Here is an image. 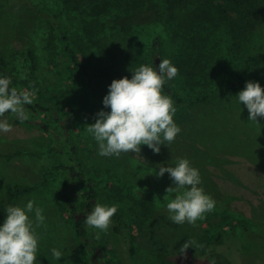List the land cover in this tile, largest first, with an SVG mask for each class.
<instances>
[{
  "label": "rangeland",
  "instance_id": "rangeland-1",
  "mask_svg": "<svg viewBox=\"0 0 264 264\" xmlns=\"http://www.w3.org/2000/svg\"><path fill=\"white\" fill-rule=\"evenodd\" d=\"M87 2L75 10L59 5L60 0H0V75L10 77L14 87L35 93L33 103L26 106L27 121L4 117L12 131L0 133V223L8 203L23 206L33 199L43 209L45 223L36 229L39 264H264V117H258L259 124L249 122L246 107L236 103L237 93H212L223 85L229 69L264 85V0L245 5L233 0ZM58 15L68 45L85 65L92 54L123 41L135 47L137 68L152 60L155 67L164 50L172 52V63L180 49L201 54L215 80L207 90L210 101L194 108L174 103V120L181 131L168 147L161 146L159 154L141 146L137 154L100 156L87 132L95 115L91 109L103 107L98 96L90 94L93 87L72 91L66 87L67 74L63 81L54 79L58 70L64 71ZM168 82L185 101L205 88L188 85L179 74ZM38 104L54 109L56 117L38 109ZM66 137L79 143L80 170L98 194L92 206L115 204L120 189L153 199L151 218L132 232V253L120 247L111 227L100 232L84 224L87 244L77 237L74 220L85 218L87 201L77 177L79 168L68 156ZM179 157L199 169L201 186L215 201L214 211L195 224L175 225L167 219L165 190L175 185L167 173L161 178L150 174ZM18 187L32 191L16 197ZM57 190L74 194L75 212L59 206L53 195ZM219 232L225 234V244L203 255L209 238ZM185 242L190 247L184 250ZM51 248L63 249L65 256L55 260Z\"/></svg>",
  "mask_w": 264,
  "mask_h": 264
},
{
  "label": "clouds",
  "instance_id": "clouds-1",
  "mask_svg": "<svg viewBox=\"0 0 264 264\" xmlns=\"http://www.w3.org/2000/svg\"><path fill=\"white\" fill-rule=\"evenodd\" d=\"M178 72L169 59H161L155 67L152 60L151 64H141L133 70L131 78L112 80L102 99L103 107L95 113V122L87 127L100 156L118 158L122 153L137 154L141 153V146L159 154L162 145L168 147L176 139L181 131L174 120L177 108L172 98L163 94V86L177 77ZM34 95V91L18 89L10 77L0 75V133L12 131V125L4 118L6 113L21 123L29 119L26 106L33 103ZM234 97L240 107L241 104L246 107L248 121L259 124L258 117H264L261 84L246 81L243 90ZM161 165L150 174L161 178L167 173L175 185L166 188L163 200L172 224H195L214 211L215 201L201 186L199 169L187 158L179 157L173 165ZM3 211L6 215L0 223V264H39L40 236L36 229L45 223L43 209L29 199L23 206L5 204ZM116 212L115 205L96 202L83 222L88 228L107 232ZM189 247L185 242L184 250ZM50 252L57 261L65 256L63 249L51 248Z\"/></svg>",
  "mask_w": 264,
  "mask_h": 264
},
{
  "label": "trees",
  "instance_id": "trees-1",
  "mask_svg": "<svg viewBox=\"0 0 264 264\" xmlns=\"http://www.w3.org/2000/svg\"><path fill=\"white\" fill-rule=\"evenodd\" d=\"M241 5L254 4L253 0H233ZM87 0H60L59 5H64L65 7H71L75 10H79L87 5ZM60 16H55V19L58 21V30L61 34V41L64 47L63 55V66L64 71L58 70L54 75V79L58 81H63L65 74H67L68 84L66 87L72 91L82 90L87 92L90 90L86 89V86H91L90 94L97 95V103H102L103 97L106 95L108 90V85L112 82L113 79H120L125 76L131 78L132 71L137 68L136 49L129 43L123 41L117 46L110 45L104 51L97 54H92V60L89 61V64H83L76 53L68 45V36L65 31L62 30L61 23L59 21ZM179 55L174 60V65L178 68V74L186 78L188 85L192 87L196 86H205L203 93L197 96L190 101H185L181 99L175 92H173L172 87L169 82L163 86V94L168 95L172 98L174 103L178 106H185L187 108H194L199 104L208 103L211 99V95L207 93L208 89H212L215 80L212 78V68L209 67V64L201 59V54H195L188 50L180 49L178 51ZM31 57H33V54ZM101 57L99 58V56ZM172 52L165 51L162 54V59L167 58L171 61ZM33 61L34 57H33ZM177 61V62H176ZM62 73V74H61ZM5 75V74H2ZM7 76V75H5ZM225 82L216 90H212V93L223 92V95L232 92L238 93L243 90L245 82L252 80L258 81L262 88L264 85L255 78L247 77L240 71L236 69H229L225 73ZM71 81V82H69ZM204 83V84H203ZM86 89V90H84ZM76 91V92H77ZM38 109H41L44 112L50 113L51 117L55 118L56 113L54 109L43 108L41 105H37ZM102 107L95 106L91 109V113L94 111L98 112ZM71 113L74 118L80 120V117L77 116V110L72 109ZM7 114V113H6ZM93 116V114H92ZM95 122V115L92 120ZM21 123V122H19ZM66 126H69L70 123L66 122ZM45 131H49V127L44 126ZM68 142L70 152L68 154L70 161L77 165L79 171L77 177L80 178V184L85 189V200L87 201V208H91V200H95L98 196L97 192L94 190L92 185L84 180V173L80 170L82 166V158L78 141L66 137ZM61 169H66L62 167ZM32 191V188L29 187H18L15 190V196L19 197L23 194H27ZM54 198L58 202L61 208H69L73 212L76 211L74 207V194L67 195L61 190L54 192ZM117 201L115 204L117 207L116 214L112 217L113 224L111 226L112 235L119 241L120 247L125 250V253H132V238L133 231L143 224L149 221L153 212H154V201L151 197L143 196L141 198H136L132 196L127 191L117 190L116 191ZM86 217V214H85ZM79 220L75 218V232L77 237L84 243L87 244L86 231L84 228V220ZM240 228L244 231H248V228L245 224H238ZM238 226H233L236 229ZM225 234L219 232L209 238L208 243L202 249L203 255H207L212 248L221 247L225 244ZM160 264H169L168 262L162 261Z\"/></svg>",
  "mask_w": 264,
  "mask_h": 264
},
{
  "label": "water",
  "instance_id": "water-1",
  "mask_svg": "<svg viewBox=\"0 0 264 264\" xmlns=\"http://www.w3.org/2000/svg\"><path fill=\"white\" fill-rule=\"evenodd\" d=\"M160 63V56H158L156 59H155V66H158V64ZM79 219V218H78Z\"/></svg>",
  "mask_w": 264,
  "mask_h": 264
},
{
  "label": "flooded vegetation",
  "instance_id": "flooded-vegetation-1",
  "mask_svg": "<svg viewBox=\"0 0 264 264\" xmlns=\"http://www.w3.org/2000/svg\"><path fill=\"white\" fill-rule=\"evenodd\" d=\"M92 205H93V202H92ZM89 210H90V208H86V213L85 214H87Z\"/></svg>",
  "mask_w": 264,
  "mask_h": 264
}]
</instances>
